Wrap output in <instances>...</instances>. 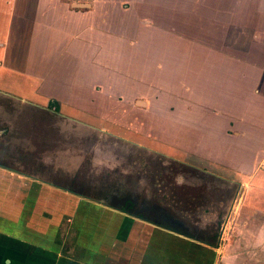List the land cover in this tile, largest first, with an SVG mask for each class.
<instances>
[{
  "label": "crops",
  "instance_id": "obj_1",
  "mask_svg": "<svg viewBox=\"0 0 264 264\" xmlns=\"http://www.w3.org/2000/svg\"><path fill=\"white\" fill-rule=\"evenodd\" d=\"M185 3L199 7L195 13L196 24L200 21L209 23L207 13L201 12L202 9L208 8L212 18L217 19L216 8L198 1L191 2L193 4L187 1H147L143 8L133 5L130 11H126L123 2L113 0H0V94H4L0 99L3 104L26 107V110L19 107L25 115L30 105L37 111L45 110L55 121L51 132L41 129L40 134L35 132L33 136L38 146L41 144L43 149L50 151L49 155L37 147L34 156L28 157V147L23 144L26 139H23L18 154L8 146L10 141L6 142L8 145L0 146V264H203L204 252L209 248L218 254L214 264H264V50L261 54V49H256L257 56L252 59L247 53L251 51L245 49V67L251 73L246 71L244 80L237 85L228 82L230 86L225 94L229 99L233 98L232 108L218 105L219 109L201 114L202 120L223 121L225 125L213 136L208 132L204 134L214 139L211 146L215 159H199L190 164L218 177L237 179L246 192L244 204L240 205L241 225L234 216L237 228H233L234 233L228 241L218 243L217 247L181 234L185 225L173 220L167 211L165 216H160L159 210L150 213L137 209L130 213L109 205L108 200L116 193L107 192L106 181L97 176V183H92L91 173L72 172L74 157L67 168L62 166L66 162L60 160V153L65 149L69 155L66 159L73 152L84 151L83 146L80 150L76 148V133L69 127L79 121L103 130L100 134L130 140L149 153L187 161L183 157L187 153L184 146L188 132H183L181 140L184 143L181 141L178 146L170 139L150 140L137 132L132 133L135 138L132 140L117 132H107L106 119L93 113L91 108L88 111L86 105H98L101 99L115 103L125 101L114 99L101 89L98 91L97 87V91L91 93L95 90L93 87L81 84L76 78L71 83L69 78L73 75H67L69 69L79 66L81 61H85L86 67L92 65L100 71H109L111 75L119 71L127 73V70L135 74V58L139 50L145 49L138 46L139 49L135 44L143 26H153L150 28L153 36L157 30L154 24L160 19L171 20L177 10L180 20L184 21L183 14L191 15V9L188 10L183 5ZM143 13L148 15H141ZM191 18L184 21L186 26L192 25ZM197 34V40L201 37L199 41H205L202 34L199 37ZM207 36L217 35L211 33ZM188 38L186 31L180 33V44L185 46ZM247 39L252 40L251 37ZM127 44L132 48L127 52L131 54L125 56H133L134 64L126 65L131 59L123 57L117 65L119 71L109 69L105 58H122L119 46ZM214 46L212 57L221 55L238 59L236 53H232L233 49H229L231 54L228 55L218 49V44ZM179 50L185 60L188 52L183 47ZM127 66L130 69H126ZM184 72L187 74L186 68ZM129 79L126 77L124 81L116 77L115 80L125 86ZM86 89L89 90L87 95ZM137 101L150 107L146 100ZM23 119L26 121L27 116ZM0 120L9 130L17 125L11 115ZM65 126L70 129L66 130ZM230 127L239 133L230 136L227 132ZM36 129L40 130L38 126ZM89 133H83L87 135L83 136L85 138L80 136L87 144L91 140ZM25 136H28L27 132ZM227 136L236 141L223 140ZM62 140L69 142L68 146L62 145ZM219 149L235 158L231 161L233 165L221 163L220 155L224 152ZM253 152L256 157L261 155L254 161L250 158ZM29 169L40 170L41 174L36 175ZM28 188L32 192H28ZM135 193L138 197L139 193ZM43 211L46 212L45 219L40 218V221L36 215ZM62 220L73 221L79 233L70 245L60 243L58 237Z\"/></svg>",
  "mask_w": 264,
  "mask_h": 264
},
{
  "label": "rangeland",
  "instance_id": "obj_2",
  "mask_svg": "<svg viewBox=\"0 0 264 264\" xmlns=\"http://www.w3.org/2000/svg\"><path fill=\"white\" fill-rule=\"evenodd\" d=\"M113 1L123 2L126 11H130L133 5L142 7L143 3L147 1H177L178 3L180 1L196 3L198 1L204 6L217 9V19L212 18L208 8L207 10L202 9L201 12L207 13L205 16L209 23L205 24L200 21L199 24H196L195 13L199 7L185 3L183 5H186L188 10L191 9V15L183 14V18L186 21L188 17H192L190 20L191 26H186L184 21L180 20L178 10L174 12L177 14H173L171 20L164 21L160 19L154 24L157 30L153 36L150 35V28H153V26H143L141 35L135 44L137 48L143 47L145 49L144 51L139 50L135 58L137 65L134 68L135 74L131 70L129 72L127 70V73L125 71L120 72V66H117L123 57L124 59H131L127 63L125 62L126 65L134 64L133 56H125V54H131L127 53L132 48L128 47V44L119 46V48H122L120 51L123 54L122 58L113 56L105 58L108 63H106L107 67L114 70L118 69V74L113 73L111 75L109 71H100L99 68L92 65L86 67L85 61H81L79 66L70 68L67 74L68 76L73 75L69 78V82L73 83L74 78H76L81 84L89 88L93 87L95 90H91V93H95L97 90L101 92L102 90L106 95L117 100L122 98L126 102L119 101L115 103L116 101L101 99L98 105L92 104V107L86 105L87 110L91 108L93 113L106 119L107 132H117L131 140L134 138L132 133L137 132L150 140L167 141V139H170V142L177 144V146L181 145V141L184 143V140H181V135H184L183 132H188L184 146L187 153L183 157L188 162L164 157L155 152L149 153L130 140L121 139L112 134L89 133L91 136L90 142H92L90 146L86 141L83 142V138L87 136L83 133L87 132H75L77 141H74L75 146L79 150L83 146L84 151L73 152L70 158L66 159L69 155L65 149L63 153H60V160L66 162L62 166L67 168V164L74 157L72 161L75 164H73L72 172L77 174L91 173L92 183H97L95 178L99 176L106 181L107 188L112 191L115 190L114 184L116 182L120 181L122 183L125 181L130 183L134 178L136 180L135 187L139 191L138 196L142 198L138 201L140 205L149 202L153 210L156 208L162 209L163 212L167 211L177 223L180 221L184 225L187 224L194 235L210 243L207 245L217 247L216 244L230 239L231 234L234 233L233 228H237L234 226L235 221L241 225L240 205L244 204L246 192L237 179L234 181L229 180V178L218 177L196 167L193 163L190 164V162L196 163L199 159H215L211 146L214 139L204 134L208 132L210 136L215 135L214 132L222 129L225 122L212 121L211 119L202 120L201 114L206 110L208 112L219 109L218 105H224L223 108H227V106L232 108L233 98L230 97L229 99L225 93L227 86H230L229 83L237 85L239 81L244 80L245 72L250 71L245 67L247 63L243 58L245 49L251 51L247 53L252 59L257 56L255 55L257 54L256 49H261V54L264 53V51L262 53V50H264V0ZM144 12L147 13L145 10ZM146 13L141 15H148ZM216 21H218V24L215 23ZM197 27L198 29H196ZM184 31L190 36L188 42H184L185 46L181 45L179 41L180 33ZM203 31L207 34L205 35ZM197 32L200 34L198 35ZM211 33H216L217 36L208 37L207 35ZM196 34L198 37L202 34L204 36L202 39H205V41L202 40L201 43L199 41L201 37L197 40ZM174 36L177 39L173 38ZM248 37H251V42L250 39H247ZM214 44H218V49L228 55L231 54V52H228L229 49H233L232 53H236L238 59L234 60L221 55H213L212 57L213 50L211 52V49H215ZM180 47L188 52L185 60L180 55ZM257 60L259 61V59ZM128 66L126 69H130ZM185 68L187 74L184 72ZM116 77L124 79V81H126V77L131 79H129L128 84L125 82V86H121L116 82ZM81 93L84 92L81 91ZM85 93L87 95L89 90L86 89ZM3 95L0 94V96ZM63 95L62 97H64ZM136 95H138L139 100L148 101L150 107L143 106L145 103L138 102V99L135 101ZM3 102V99H0V118L11 115L12 119L16 120L17 125H15V129L10 127L9 130L8 126H3L4 121L0 120V146L8 145L6 142L10 141L8 146H11L12 150L18 154L23 147V139H26L27 142L23 144L28 147V157L34 156L37 147L42 151L45 150V147L43 149L41 144L38 146V143L33 140V136L35 132L40 134L41 129H44L43 132H51L55 123L53 118L43 109V111L32 109L30 104L27 105L30 106L27 107V115H25L22 114L20 108L26 110V107L3 104ZM79 106L84 108V105ZM144 107H147V110ZM149 108H151V111H149ZM26 116L28 121L23 119ZM77 123L75 122L74 125L76 128L78 127ZM37 126L40 130L36 129ZM26 132L28 136H25ZM227 132L230 136L239 133L234 132L231 127ZM80 136L85 137L81 139ZM229 139L233 143L236 141L234 137L229 136L223 140L230 141ZM68 144L69 142L66 140L62 142V145L68 146ZM85 144H87L86 147ZM222 145L220 143V147ZM66 146L64 147L66 148ZM219 150L224 152L223 149ZM45 152L47 155L51 154L50 151L45 150ZM109 156H112L113 159L111 160ZM220 156H222L221 163L227 165L231 163L233 165L231 161L235 158L230 157L226 152ZM256 156L257 154L253 152L250 155L251 160L254 161L261 155ZM104 158L107 166L104 164L97 166L96 163L101 162ZM13 163L16 164L14 160ZM62 169L67 171L65 168ZM17 171L20 170L17 169ZM28 171L36 172V175L41 174L40 170L29 169ZM60 173L62 174L63 171H60ZM48 179H52L50 175ZM127 188L129 189V186ZM29 189L28 192H32V189ZM118 193L120 196L115 195V197H122L123 205L113 206L119 209L123 208L124 210H122L125 212H131L128 208L131 199L128 198L137 197L136 193L130 189L122 194L119 190ZM28 197H31V195ZM45 215L46 212L43 211L36 217L45 219ZM230 216L232 217L229 221ZM234 216H237L235 221H233ZM78 234L73 221L62 220L58 235L60 243L70 245ZM206 250L203 264H214L218 256L217 251L214 252L213 248Z\"/></svg>",
  "mask_w": 264,
  "mask_h": 264
},
{
  "label": "water",
  "instance_id": "obj_3",
  "mask_svg": "<svg viewBox=\"0 0 264 264\" xmlns=\"http://www.w3.org/2000/svg\"><path fill=\"white\" fill-rule=\"evenodd\" d=\"M78 123H77V125H78V127L76 128L75 126H70L69 125V127L72 129V132H102L103 130H101V129H99L98 127H95V126H88L87 124L85 125V124H83L82 122L80 123L79 121H77ZM73 123V122H72ZM75 123V122H74ZM70 128H68L67 126H65V129L67 130H69ZM75 142H77V141H75ZM91 143L92 142H90L89 143V145L91 146ZM76 154V153H75ZM110 154H112V153H110ZM106 158V157H105ZM105 158L101 161V162H94V163H96L97 164V166L99 165V164H104L105 166H107V162H106V160H105ZM109 158L112 160L113 159V157L112 156H109ZM122 182V181H121ZM129 186V189L131 190V191H133L134 193L135 192H138L139 193V191H138V189H137V187H135L136 186V180L133 178L132 179V182H130V183H128V182H125V181H123L122 183H120L119 184V181L118 182H116L115 184H114V187H115V190L114 191H112L110 188L108 189V188H106V190H107V192L109 193V192H112V193H116V194H118L117 192L120 190L121 191V194L125 191H128L129 189L127 188V187ZM124 190V191H123ZM119 196H120V194H118ZM128 198V197H127ZM128 199H131V201H130V203L131 204H133L134 205V209L135 210H133V211H131L130 213H133V212H135L137 209H139V210H144V211H150V213L151 212H153V213H156L157 212V210H159L160 211V216H165V214H164V212L162 211V209H156V208H154V210L152 209V207L150 206V203L148 202V204H142V205H140L139 203H138V201L139 200H141L142 198L140 197V196H138V197H131V198H128ZM147 207V208H146ZM183 224V223H182ZM186 226H188L187 224H185V226L184 227H182V229L183 230H181L182 232H181V234H183V235H185V236H187V237H189V238H194V239H196V240H198V241H201V242H203V243H205V244H210V243H208V242H206L205 240H203L202 238H200V237H198V236H196V235H194L193 234V232H192V230H191V228H190V226H188V227H186ZM190 229V230H189ZM216 246H218V244H216Z\"/></svg>",
  "mask_w": 264,
  "mask_h": 264
},
{
  "label": "flooded vegetation",
  "instance_id": "obj_4",
  "mask_svg": "<svg viewBox=\"0 0 264 264\" xmlns=\"http://www.w3.org/2000/svg\"><path fill=\"white\" fill-rule=\"evenodd\" d=\"M118 193V192H117ZM119 194V193H118ZM118 194H116L117 196H118ZM121 199H123L122 197L120 198V197H113V198H111V199H109L108 200V202L110 203V204H112V205H117V206H121V205H123L122 204V202H123V200H121ZM112 201H117V203H113ZM133 206V204H129V206H128V208H130L129 210H131V211H133L134 210V206ZM124 208H126V207H124ZM123 209V208H122ZM124 210V209H123ZM128 210V209H127ZM216 238V237H215Z\"/></svg>",
  "mask_w": 264,
  "mask_h": 264
}]
</instances>
